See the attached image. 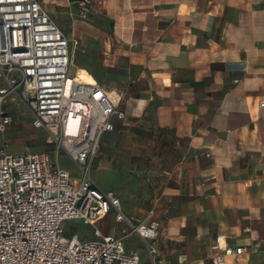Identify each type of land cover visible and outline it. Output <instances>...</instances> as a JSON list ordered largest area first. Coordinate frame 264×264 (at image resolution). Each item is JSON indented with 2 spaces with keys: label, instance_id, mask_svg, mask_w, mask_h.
I'll list each match as a JSON object with an SVG mask.
<instances>
[{
  "label": "crops",
  "instance_id": "1",
  "mask_svg": "<svg viewBox=\"0 0 264 264\" xmlns=\"http://www.w3.org/2000/svg\"><path fill=\"white\" fill-rule=\"evenodd\" d=\"M39 1L69 40L71 70L126 115L92 159L97 186L130 218L160 223L166 264H212L217 243L246 248L226 264H264V0H93L86 18L80 0ZM4 108L14 122L0 145L47 150L19 100ZM75 221L70 234L95 238ZM98 227L150 264L113 212Z\"/></svg>",
  "mask_w": 264,
  "mask_h": 264
},
{
  "label": "built area",
  "instance_id": "2",
  "mask_svg": "<svg viewBox=\"0 0 264 264\" xmlns=\"http://www.w3.org/2000/svg\"><path fill=\"white\" fill-rule=\"evenodd\" d=\"M86 18L93 0H80ZM69 40L39 0H0V134L14 118L5 111L15 97L44 131L52 150L12 154L0 145V264H140L128 254L124 237L103 234L98 223L110 213L144 242L150 264H166L159 255L158 221H137L121 210L119 197L103 191L91 174L92 159L115 120L126 115L96 81L72 74ZM264 107V102L261 103ZM66 155L78 176L62 165ZM78 220L94 239L70 234ZM212 264L242 256L243 246L217 243Z\"/></svg>",
  "mask_w": 264,
  "mask_h": 264
},
{
  "label": "rangeland",
  "instance_id": "3",
  "mask_svg": "<svg viewBox=\"0 0 264 264\" xmlns=\"http://www.w3.org/2000/svg\"><path fill=\"white\" fill-rule=\"evenodd\" d=\"M75 68H73L72 69V74H75ZM48 140H49V138H48ZM45 148H44V150L45 149H47V150H52L53 149V147H52V145H51V143H46L45 145ZM61 161H62V165L65 167V168H67L68 170H70L71 171V173H75V174H78V170H77V168H76V166L68 159V157L66 156V155H62V157H61ZM68 226L70 227H74V228H76L77 229V222L75 221V222H69L68 223ZM69 227H68V230H69ZM75 229V230H76Z\"/></svg>",
  "mask_w": 264,
  "mask_h": 264
},
{
  "label": "bare ground",
  "instance_id": "4",
  "mask_svg": "<svg viewBox=\"0 0 264 264\" xmlns=\"http://www.w3.org/2000/svg\"><path fill=\"white\" fill-rule=\"evenodd\" d=\"M83 82H87V81H83ZM87 83H90V82H87Z\"/></svg>",
  "mask_w": 264,
  "mask_h": 264
}]
</instances>
